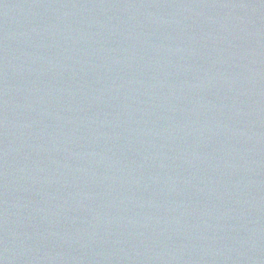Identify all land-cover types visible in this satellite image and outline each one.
Instances as JSON below:
<instances>
[{"label": "water", "instance_id": "obj_1", "mask_svg": "<svg viewBox=\"0 0 264 264\" xmlns=\"http://www.w3.org/2000/svg\"><path fill=\"white\" fill-rule=\"evenodd\" d=\"M0 264H121L0 168Z\"/></svg>", "mask_w": 264, "mask_h": 264}]
</instances>
